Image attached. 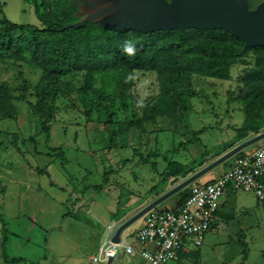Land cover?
Here are the masks:
<instances>
[{
  "label": "rangeland",
  "instance_id": "374dc122",
  "mask_svg": "<svg viewBox=\"0 0 264 264\" xmlns=\"http://www.w3.org/2000/svg\"><path fill=\"white\" fill-rule=\"evenodd\" d=\"M34 1L0 0V21L6 17L17 24L43 27ZM249 1L254 8L261 0ZM60 4L66 6L65 0H52L53 8ZM32 35L31 29H25L18 44L19 33L6 35L0 23V85L6 87L0 115L14 112V118L0 120V264H92L90 258L98 254L108 224L119 226L224 154L239 138L232 126L243 123L244 111L242 101L234 99L254 74V51L240 55L224 78L191 73L194 95L187 97L185 89L178 88L174 110L167 111L163 104L156 122H141L143 101L160 91L155 69L135 66L133 85L123 92L112 68L130 63L114 54L111 35L94 26L78 32L75 47L65 55L43 62L49 76L57 77V84L43 92L36 87L43 67L30 62L35 50ZM140 36L127 39L132 42ZM123 46L120 43L119 50ZM91 74L95 80L87 89ZM39 110L51 126L50 139L41 128ZM259 124L258 132H245L241 141L264 131V112ZM203 127L199 142L185 143ZM234 157L195 182L217 179ZM174 160L183 164L176 175L167 168V162ZM184 191L155 208L177 206ZM223 198L221 219L201 246H191L200 256L179 255L165 264H264V201L243 189L227 190ZM143 220L127 227L123 238L129 240ZM4 237L6 255L16 261L4 259ZM240 237L248 247L246 258ZM112 264L145 263L140 256L120 253Z\"/></svg>",
  "mask_w": 264,
  "mask_h": 264
},
{
  "label": "trees",
  "instance_id": "16d2710c",
  "mask_svg": "<svg viewBox=\"0 0 264 264\" xmlns=\"http://www.w3.org/2000/svg\"><path fill=\"white\" fill-rule=\"evenodd\" d=\"M75 0H65V5L52 7V0H42L38 3L35 0V11L41 21L43 27L37 24H17L6 17L0 21L3 33L13 35L19 33L18 44L22 41L25 34V29L32 30L33 42L35 50L30 56V62L42 65L43 76L36 84L40 87L39 90H50L57 84V77H50L47 69L44 66L45 61L62 57L69 49L75 47L76 34L90 27L99 26L102 30L111 35V45L114 48L118 57L129 62V67L112 68L116 70V81L120 89L125 92L132 85L131 73L135 66L149 65L158 72L160 81L159 94L153 93L148 96L142 104L143 116L141 122H156L160 114H162L164 106L167 111H172L177 107L179 102L178 88L183 87L186 91V96L194 95V90L191 87V73L200 72L209 78H224L227 76L231 65L240 56L243 51L244 42L229 32L223 29H198L190 28L185 31L179 29L160 30L152 33H143L138 31H115L102 27L100 24L89 22L83 27L62 29L61 24H66L77 20L76 13L78 11L79 2ZM44 10L41 11V7ZM141 35L140 39H134L129 42L128 37ZM128 44L133 47V54H128L124 50H119L118 45ZM52 45V50L46 49V45ZM42 46V48H40ZM249 50L254 51L255 55V70L254 74L243 83L234 100H241L244 111V121L240 126H232L239 138L244 137V133L248 131L258 132L260 130L259 118L264 112V46L248 47L243 51V54ZM59 56V57H58ZM90 56V55H89ZM93 57H90L91 60ZM44 62V63H43ZM47 67V64H46ZM103 71H106L104 69ZM95 80L93 74L88 76L85 88L90 89ZM26 90V87H24ZM25 92L22 94V99H26ZM6 87L0 85V100L5 97ZM232 96L227 100L231 102ZM46 102V101H45ZM164 104V105H163ZM33 107V104L29 102ZM12 108H14L12 106ZM41 117V128L47 134V139H50L51 126L42 110L38 111ZM14 118V112L2 113L0 120L4 118ZM206 127L193 132L191 138L185 141L187 144L199 142V134L204 132ZM17 138V134L15 135ZM17 147V144H14ZM241 151L235 156L243 154ZM166 160V158H164ZM156 164L154 163L153 166ZM183 164L179 161H168L167 168L173 175H176L182 168ZM39 172L44 170L37 168ZM193 170H191L192 172ZM91 188L98 189L97 185H92ZM184 193L180 196L181 205L191 194L190 186L184 188ZM7 238L4 237L2 250L4 259L8 261H16L15 258L10 259L5 252V244ZM240 244L243 246L244 258L247 257L248 247L246 242L240 237ZM181 256H200L197 251L179 252Z\"/></svg>",
  "mask_w": 264,
  "mask_h": 264
},
{
  "label": "water",
  "instance_id": "95a60500",
  "mask_svg": "<svg viewBox=\"0 0 264 264\" xmlns=\"http://www.w3.org/2000/svg\"><path fill=\"white\" fill-rule=\"evenodd\" d=\"M79 2L77 20L61 24L62 29L97 23L115 31L152 33L160 30L190 28L223 29L248 47L264 46V0L251 8L249 0H75ZM240 52V55L243 54ZM264 139V131L241 141L209 164L203 166L159 195L116 227L111 241L121 242L123 231L168 197L190 186L214 167L245 148ZM110 256L106 264H112Z\"/></svg>",
  "mask_w": 264,
  "mask_h": 264
},
{
  "label": "built area",
  "instance_id": "2783aa9c",
  "mask_svg": "<svg viewBox=\"0 0 264 264\" xmlns=\"http://www.w3.org/2000/svg\"><path fill=\"white\" fill-rule=\"evenodd\" d=\"M243 154L235 156L230 168L217 179L190 185L191 194L179 206L153 208L144 216L142 225L129 240L111 241L117 224H109L98 254L92 264H106L108 258L140 256L147 264H165L177 258L182 250L201 246L206 234L216 223V216L227 190L252 191L264 201V139ZM192 246V247H191Z\"/></svg>",
  "mask_w": 264,
  "mask_h": 264
},
{
  "label": "crops",
  "instance_id": "0c3cea01",
  "mask_svg": "<svg viewBox=\"0 0 264 264\" xmlns=\"http://www.w3.org/2000/svg\"><path fill=\"white\" fill-rule=\"evenodd\" d=\"M241 140H242V138H238L236 141H235V143H232L231 145H229V147H227L226 149H225V151L224 152H226L227 150H229V149H231V148H233L234 146H236L237 144H239L240 142H241ZM225 170L226 169H224V171L222 172V174L225 172ZM221 174V175H222ZM220 175V176H221ZM223 202H224V198H222V201H221V205L223 204ZM219 211V210H218ZM221 218H219V214H218V212H217V216H216V224H217V221H219ZM113 224V223H112ZM109 225V224H108ZM106 233H107V230L103 233V239H104V237H105V235H106ZM101 246V245H100ZM185 251H187V250H185ZM188 251H191V250H188ZM201 254V253H200ZM136 256H138V255H136ZM139 257V256H138ZM142 259V258H141ZM142 260H144V259H142ZM91 263V262H90ZM144 263L145 264H147L146 262H145V260H144Z\"/></svg>",
  "mask_w": 264,
  "mask_h": 264
},
{
  "label": "clouds",
  "instance_id": "9594fccd",
  "mask_svg": "<svg viewBox=\"0 0 264 264\" xmlns=\"http://www.w3.org/2000/svg\"><path fill=\"white\" fill-rule=\"evenodd\" d=\"M123 50H124L126 53H128V54H133V52H134L133 47H131V46L128 45V44H125V45L123 46Z\"/></svg>",
  "mask_w": 264,
  "mask_h": 264
}]
</instances>
